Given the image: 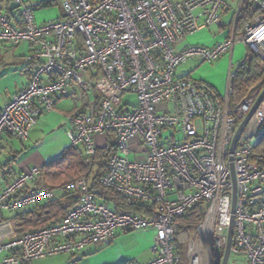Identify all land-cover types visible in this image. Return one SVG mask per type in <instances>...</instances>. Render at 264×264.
<instances>
[{
  "label": "built area",
  "instance_id": "1",
  "mask_svg": "<svg viewBox=\"0 0 264 264\" xmlns=\"http://www.w3.org/2000/svg\"><path fill=\"white\" fill-rule=\"evenodd\" d=\"M233 14L229 36L213 47L179 46L202 29L225 23L227 0H60L61 17L38 23L35 8L12 0L18 17L0 11V43L30 44L27 85L0 110V139L8 133L27 140L39 117L59 97L87 109L70 117L69 147L87 157L97 153L96 137L113 132L115 151L100 178L110 189L143 205L142 212H117L98 198L85 177L55 188L30 189L42 174L37 166L0 188V213L18 215L38 204L73 194L78 202L55 222L21 232L16 218H0V264L71 255L109 244L120 230L156 231L155 257L145 264H181L178 237L188 231L178 219L198 204L205 216L186 250V264H221L233 222L228 264H264V100L247 122L235 150L236 132L263 89L230 102V63L225 96L210 85L180 76L191 59L215 61L241 40L247 53L264 60V0L259 13L237 29L242 5ZM91 74V80L87 76ZM136 96L130 109L126 93ZM171 133L165 135V130ZM181 136V137H178ZM141 148L142 151L135 149ZM135 152V159L130 155ZM245 260L230 262L232 256Z\"/></svg>",
  "mask_w": 264,
  "mask_h": 264
},
{
  "label": "crops",
  "instance_id": "2",
  "mask_svg": "<svg viewBox=\"0 0 264 264\" xmlns=\"http://www.w3.org/2000/svg\"><path fill=\"white\" fill-rule=\"evenodd\" d=\"M227 1L229 2V9L225 14V23L220 26L208 27L192 34V37H197L192 41V44L188 45L213 47L229 36L231 20L234 12L238 8L240 0ZM43 3H47L48 5L43 6ZM11 4H13L12 0H0V11L17 18L20 7L16 8L19 9L17 12H12ZM32 6L35 8V18L38 23H43L49 19H57V17L59 18L62 15V11L60 14L59 10L54 7L60 6L61 8L60 2L57 3L56 0H42ZM30 48V44L27 42H22L18 46L0 43L1 80H4V76H7L6 74L11 67H15L17 74L14 88L5 83H1L0 80V110L5 102L27 85L31 77L32 67L25 61V57L30 53ZM195 63L198 66L197 62ZM179 75L190 78V71ZM91 77L92 75L89 74L87 79L91 80ZM131 95L134 94L131 92L126 93L123 100L125 97ZM90 100H95V96L92 98L88 97L83 102H76L72 97L68 96L59 97L54 110L44 113L39 117L37 124L30 132L29 138L25 141L8 133H4L0 139V188L10 183L21 172L27 171L33 166L43 169L50 162L58 159L69 148L67 131L70 128V117L77 111L87 109V102ZM126 103L135 104L136 100H128ZM101 138L105 140V145L99 143ZM113 144H116V137L113 132L96 137L97 150L99 148L110 147ZM135 150L138 152L143 149L136 147ZM136 156L137 154L133 152L130 158L135 159ZM29 187L30 189L52 188L44 180L43 174L38 178L36 183H30ZM62 197L58 199H62ZM34 210L35 207L29 208L22 213ZM63 215L55 218L53 222ZM13 216L15 217L17 215L7 216L6 212L0 213V218H11ZM129 232L130 230H120L109 244L86 249V251L81 253L78 264H145L152 260L156 255L153 251L155 230L152 228L141 230V233L134 236L137 239L136 242L131 241ZM73 261V256L64 254L40 259L34 261L32 264H73Z\"/></svg>",
  "mask_w": 264,
  "mask_h": 264
},
{
  "label": "trees",
  "instance_id": "3",
  "mask_svg": "<svg viewBox=\"0 0 264 264\" xmlns=\"http://www.w3.org/2000/svg\"><path fill=\"white\" fill-rule=\"evenodd\" d=\"M42 5L47 6L48 4L43 3ZM258 13L259 9L254 2L247 0L239 12L237 29L240 31L243 25L247 21L252 20ZM231 83L229 98L233 105L240 103L252 89L264 88V60L248 52L245 65L243 67L238 66ZM115 149L113 144L110 147L99 148L95 157H87L80 149L69 147L58 159L50 162L42 169L43 178L52 188H55L66 183V181L62 182L64 179L73 180L85 177L91 181L92 190L96 196L106 201L115 211L142 212L144 207L140 203H133L120 193L102 188L100 185V178L107 170L110 156ZM258 151L264 154V136ZM77 202L78 199L73 194H66L62 199L38 204L35 206L34 211L18 214L15 218L19 223L21 232L30 231L51 224L55 218L65 214ZM204 216L205 206L198 204L180 217L178 222L182 228L195 232L202 223ZM178 251L181 264H186L180 245L178 246Z\"/></svg>",
  "mask_w": 264,
  "mask_h": 264
},
{
  "label": "rangeland",
  "instance_id": "4",
  "mask_svg": "<svg viewBox=\"0 0 264 264\" xmlns=\"http://www.w3.org/2000/svg\"><path fill=\"white\" fill-rule=\"evenodd\" d=\"M25 4L28 5H34L42 0H23ZM57 3L60 2V0H56ZM55 8H57L61 14V8L60 6H54ZM22 8V7H21ZM20 8V10H21ZM55 8H53L54 10H56ZM6 9V6H5ZM17 10L19 9H15L12 12H17ZM59 14V15H60ZM58 15V16H59ZM58 18V17H57ZM55 19V18H54ZM52 19V20H54ZM50 20V19H49ZM47 20V21H49ZM197 36H191L189 35L186 40L179 46V48H183L185 45L188 44H192V41L196 38ZM247 52V46L241 41L239 40L238 43L235 46L234 49V53L232 54V57L227 54V55H223L221 56L218 60L215 61H199L196 59H191L189 61H187L186 63L182 64L179 68H178V74H182L184 72H189L190 71V78L193 80H197V81H201L204 82L208 85H210L211 87H213L220 95L225 96L227 93V87H228V76H229V69H230V63L233 65V71H236L238 66L240 65L241 61L245 58ZM195 62H197L198 66H196ZM7 76H4V80H1V83H5L7 85H9L10 87L14 88V84L16 83L17 80V74H16V70L15 67H11V69H9L8 73L6 74ZM128 100H136V96L131 95L129 97H125V99L123 100V103H126V101ZM131 105L129 106L130 109L133 108V104L130 103ZM171 133L170 129H166L165 130V135H168ZM181 137V136H178ZM104 139H100L99 143L100 144H104ZM105 145V144H104ZM103 146V145H102ZM63 169V168H61ZM76 179L73 180H67L64 179L62 180V182L66 181H74ZM91 182V181H90ZM7 216L10 215H14L11 212H6ZM139 233H141L140 231H130L129 235H131L130 239L133 242H136L137 239L134 237L135 235L137 236ZM193 231H185V233L180 234V236L178 237V246L180 245L182 247L183 250V255L185 256L186 259V250L188 245L190 244V242H192L195 239ZM155 235H156V231H155ZM155 238V236H154ZM245 260V256L244 255H237V256H232V258L230 259V262L236 261V262H240V261H244Z\"/></svg>",
  "mask_w": 264,
  "mask_h": 264
},
{
  "label": "water",
  "instance_id": "5",
  "mask_svg": "<svg viewBox=\"0 0 264 264\" xmlns=\"http://www.w3.org/2000/svg\"><path fill=\"white\" fill-rule=\"evenodd\" d=\"M18 7H19V5H17V4H14V3L11 4V9L12 10H14V9H16ZM263 100H264V89H263L262 93L260 94L258 100L256 101L255 105L251 109V111L248 113V115L245 117V119L243 120V122L239 126V128H238V130L236 132L233 144H232V149H231L232 152L235 150V147L237 145L238 139H239L240 135L242 134L247 122L253 116V114L255 113V111L260 106V104L262 103ZM235 205H236V194L234 196L233 210H232L233 215H232L231 226H230V230H229L227 248H226L225 255H224V258H223V261H222L221 264H228L229 257H230V251H231V247H232V244H233V233H234V231H233V222H234Z\"/></svg>",
  "mask_w": 264,
  "mask_h": 264
}]
</instances>
